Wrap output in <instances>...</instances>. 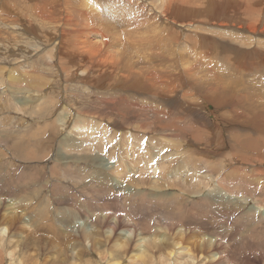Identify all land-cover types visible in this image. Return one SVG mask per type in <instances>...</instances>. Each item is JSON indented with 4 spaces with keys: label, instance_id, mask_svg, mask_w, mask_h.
I'll use <instances>...</instances> for the list:
<instances>
[{
    "label": "rangeland",
    "instance_id": "rangeland-1",
    "mask_svg": "<svg viewBox=\"0 0 264 264\" xmlns=\"http://www.w3.org/2000/svg\"><path fill=\"white\" fill-rule=\"evenodd\" d=\"M243 2L253 4L250 11ZM65 34L67 41L71 36L70 44L62 39ZM58 41L65 55V47L81 51L88 63L67 55L69 59H60L54 54ZM105 58L116 69L97 76L93 66ZM130 69L143 80L151 78L149 85L161 94L149 96L126 86L128 80L122 79ZM158 71L182 73L188 83L173 89L159 82L160 76L152 77ZM91 74L97 84L93 78L85 80ZM118 91L123 94H111ZM184 91L188 94L181 97ZM74 108L81 116H73ZM154 108L162 109L164 119L172 115L182 133L154 142L162 121ZM250 108L264 114V0H0V139L8 148L10 133L14 148L28 146L34 156L23 160L17 151L0 156L5 166L0 190L12 189L9 195L14 192L11 197L17 199L13 215L28 220L24 225L16 217L12 220L5 216L10 210L6 202L0 206V227H6L0 242L12 240L7 252L13 249L14 258L3 253L0 264H163L172 256L173 241L181 243L180 255L169 263L214 264L222 257L220 264H264V220L257 222L250 211L255 203H264V158L260 153L255 160L243 154V148L231 146L233 134L253 130L245 119ZM59 118L63 120L56 121ZM76 119L82 129L72 128ZM141 119L152 124L142 128ZM257 119L264 130V119ZM197 127L200 134L195 133ZM42 142L46 144L38 147ZM259 147L264 151V142ZM58 154L66 157L59 160ZM10 156L15 169L6 162ZM215 161L220 165L213 167ZM218 166L223 175L233 176L224 185L227 194L213 191L209 176ZM118 167L126 173L116 175ZM98 177L107 183V191L87 185ZM160 194L167 196L155 198ZM201 195H206V203ZM59 197H65L64 202ZM100 206L116 222V231L109 236L106 227L98 225L91 239H84L82 228L89 217L83 213ZM31 207L44 211L39 217ZM78 213L82 216L77 218ZM189 216L209 222L210 231L192 225L186 235L181 227L191 224ZM127 224H133L136 233L122 243L125 251L114 249ZM152 225L158 226L159 235L147 232ZM191 234L195 236L186 242ZM25 238L31 244L21 252L14 242ZM151 238L157 247L140 254Z\"/></svg>",
    "mask_w": 264,
    "mask_h": 264
},
{
    "label": "bare ground",
    "instance_id": "bare-ground-1",
    "mask_svg": "<svg viewBox=\"0 0 264 264\" xmlns=\"http://www.w3.org/2000/svg\"><path fill=\"white\" fill-rule=\"evenodd\" d=\"M44 1H46V0H44ZM176 1V0H175ZM242 2V1H241ZM242 4H244L243 5V7H244V10L245 11H250L251 10V5H253V4H250L249 2H247V3H242ZM254 7V6H253ZM252 7V8H253ZM241 9V8H240ZM254 9V8H253ZM252 9V10H253ZM256 9V8H255ZM261 9V8H260ZM242 10V9H241ZM244 11V12H245ZM257 11V10H256ZM246 13V12H245ZM251 13H249V15H250ZM248 16V15H247ZM248 18V17H247ZM250 18H251V16H250ZM250 18H249V20H250ZM257 21H258V18H257ZM249 22V21H248ZM252 22V21H251ZM250 22V24H252ZM247 25H248V23H247ZM186 26V25H185ZM189 26V25H188ZM251 26V25H250ZM256 26V25H255ZM258 26V25H257ZM256 26V27H257ZM249 27V26H248ZM255 27V28H256ZM253 30V29H252ZM254 32V31H253ZM252 32V33H253ZM136 33V32H135ZM147 33V32H146ZM137 34H138V32H137ZM142 34V33H141ZM148 34H150V33H148ZM66 35V37H65V39H64V37H62V39L63 40H66L68 37H67V34H65ZM138 35H140V34H138ZM161 35V34H160ZM133 36V35H132ZM236 36H238V34H236ZM248 36V35H247ZM70 37L71 36H69V39H70ZM73 37V39L75 38L74 36H72ZM77 37V36H76ZM143 37V36H142ZM141 37V38H142ZM145 37V36H144ZM251 37V36H250ZM135 38H136V36H135ZM140 38V37H139ZM147 38V37H146ZM149 38H150V36H149ZM251 38H253V37H251ZM69 39H68V41H67V43L66 44H68V42H69ZM134 39V38H133ZM156 39H158V37L156 38ZM254 39V38H253ZM138 40V39H137ZM252 40V39H251ZM61 41V40H60ZM82 41V40H81ZM85 41V40H84ZM158 41V40H157ZM156 41V42H157ZM159 41H160V39H159ZM158 41V42H159ZM187 41V40H186ZM143 42H144V40H143ZM157 42V43H158ZM139 43V42H138ZM160 43V42H159ZM252 43V42H251ZM64 44V43H63ZM65 44V45H66ZM69 44H70V42H69ZM152 45H153V43H152ZM160 45H162V43L160 44ZM64 46V45H63ZM145 46H147V45H145ZM65 47V46H64ZM64 49V51H65V53H66V55L69 57V58H71V59H74V60H76V61H80L82 64H87L88 63V58L86 57V55L85 54H83V53H81V51H76V50H74V49H69L68 47H65V48H63ZM237 49H240V48H237ZM255 49V48H254ZM250 50V49H249ZM260 50V49H259ZM244 51V50H243ZM245 51H247V50H245ZM248 52H250V51H248ZM256 52V51H255ZM57 53V55H58V57L60 58V59H69L65 54H64V52L61 50V42H57V49H55L54 50V54H56ZM242 53V52H241ZM250 53H252V52H250ZM259 53V52H258ZM247 54L248 53H246V56H247ZM61 55V56H60ZM158 55V54H157ZM232 55V54H231ZM155 56V55H154ZM242 56V55H241ZM244 56V55H243ZM245 56V57H246ZM263 56V55H262ZM113 57H114V55H113ZM250 58V57H249ZM247 59H248V56H247ZM250 59H252V57L250 58ZM249 59V60H250ZM110 60V59H108V58H105V59H101L100 60V64L99 63H97V64H95L94 66H93V68H94V70H95V72L97 73V76H99L101 73H105V72H109V73H113L114 71H115V69H116V67H114L113 65H111V64H109L108 63V61ZM149 60V59H148ZM155 60V59H154ZM248 60V61H249ZM253 61H254V59H252ZM260 60V59H259ZM241 61V60H240ZM251 61V60H250ZM146 62V61H145ZM16 63V62H15ZM242 63V62H241ZM255 63V62H254ZM170 64V63H169ZM256 64V63H255ZM248 66V65H247ZM256 66V65H255ZM260 66H261V64H260ZM170 67V66H169ZM256 68V67H255ZM107 69H111V70H108L107 71ZM86 73H88V71L87 70H85V69H83ZM162 70V69H161ZM196 70V69H195ZM156 71V70H155ZM163 71V70H162ZM162 71H158L159 73H157V72H153L151 75H152V77H158V76H160L161 77V81H159V82H162V83H165V84H167V85H169V86H171V87H173V89L174 88H176L180 83H183V82H185V84H187L188 83V79H186L185 77H184V75L181 73V74H179V76H175V75H171V73L170 72H164V74H162V73H160V72H162ZM152 72V71H151ZM185 73V72H184ZM189 73V72H188ZM139 75H141L140 73L139 74H136V72L135 71H133L132 69H130V70H128L126 73H124V75H123V79L122 80H125V79H127L128 80V83H129V85H126V86H129V87H132V88H134L135 90H137V91H135V90H133L134 92H137L138 93V91H140V92H142V93H146V94H149V96H154V97H156V96H158V94L157 93H159V94H161V91H160V89H157V92H156V90L155 89H153L152 88V83L149 85V81H150V79H145L144 77V80L141 78V76H139ZM150 75V74H149ZM178 75V74H177ZM143 76V75H142ZM188 76V75H187ZM147 77H150V76H148L147 75ZM81 78V77H80ZM84 78H85V80L86 79H88V78H93L94 80H93V82L95 83V84H97V81H96V76L94 75H85L84 76ZM153 79V78H152ZM159 79V78H158ZM187 80V81H185V80ZM149 80V81H148ZM82 81L84 82V80L82 79ZM151 82V81H150ZM156 84V83H155ZM154 83H153V85H155ZM158 84V83H157ZM181 85V84H180ZM154 87H156V86H154ZM157 87H158V85H157ZM111 94H118V96H121V94H123V92H121V91H118L117 93H111ZM183 94V96H181V97H184V96H186L188 93L187 92H183L182 93ZM181 95V94H180ZM179 95V96H180ZM117 96V95H116ZM110 97V100H111V96H109ZM123 98V97H122ZM136 98V97H135ZM114 100H116V99H114ZM145 100L146 99H142V101H144L145 102ZM108 101V100H107ZM129 101V100H128ZM138 101H141V100H138ZM108 102H110V101H108ZM114 102V101H113ZM116 102V101H115ZM130 102H132V101H130ZM140 103V102H139ZM146 103V102H145ZM144 103V104H145ZM65 104H67V103H65ZM147 105V104H146ZM146 105H145V107H146ZM154 105V104H153ZM70 106V105H69ZM152 106V105H151ZM150 106V107H151ZM156 106V105H155ZM130 107H132V106H130ZM134 107V106H133ZM136 107V106H135ZM134 107V108H135ZM140 107H141V105H140ZM143 107V106H142ZM157 107V106H156ZM182 107V106H181ZM65 108H67V106H65ZM70 108V107H69ZM146 108H148V107H146ZM152 108V107H151ZM158 108V107H157ZM116 109V108H115ZM131 109V108H130ZM141 109V108H140ZM144 109V108H143ZM143 109H141V110H143ZM139 110V109H138ZM140 110V111H141ZM148 110V109H147ZM160 110V109H159ZM256 110V109H255ZM62 111H65V114H67V109H64L63 108V110ZM60 112L61 114L63 113V112ZM74 114H73V116L75 117V118H77L78 117V115L79 116H81V114L79 113L81 110H77L76 108H74ZM134 111V110H133ZM154 111L157 113V114H159V115H161V118H162V121H161V124H158L159 126L158 127H156V128H160L161 129V131L160 132H158V134L155 136L157 139H153V141L155 142L156 140H158V138H163V139H168V140H171L172 139V137H176L177 136V132L178 133H182L178 128H176V124L177 123H175V122H177V121H175V122H173V120H172V115H167V118L166 119H164L163 117H162V115H163V112H162V109L160 110V111H158L157 109H155L154 108ZM69 112V111H68ZM135 112V111H134ZM138 112V111H137ZM145 112V111H144ZM148 112V111H147ZM65 114H64V116H65ZM150 114V113H149ZM188 114V113H187ZM153 115V114H152ZM151 115V116H152ZM248 115H250V116H248ZM146 116V115H145ZM156 116V115H155ZM175 117V116H174ZM263 118L264 119V114H260V112H256V111H254V109L253 108H250V110H249V114H245V119H247V122L250 124V125H248L249 127H251L252 125H253V130L252 131H250V133L249 132H244V134H243V136H241V135H239L238 133H235V134H233V143L231 144V146H238L239 148H243V151L242 150H240L243 154H250V155H252V157H255V160H256V158H258V154H260V153H262V157H260V158H264V151H263V149H262V151L260 150V142L262 143V142H264V130H262L261 128H259V126L257 125V123H255V120L257 119V118ZM145 118V117H144ZM177 118V117H176ZM183 118V117H182ZM154 119V118H153ZM156 119L158 120V115L156 116ZM174 119V118H173ZM235 119V118H234ZM63 120V118H59V119H56V121H62ZM159 120H161V119H159ZM176 120H179L180 122H183L184 121V119H180V118H177ZM258 120V119H257ZM256 120V121H257ZM141 123H142V128H144V127H146L147 126V124H149V125H151L152 124V122L151 121H148L147 119L145 120V119H141ZM263 121V120H262ZM154 122H155V120H154ZM147 123V124H146ZM157 123V122H156ZM264 123V122H263ZM183 126H184V128H189L185 123H183ZM191 127V126H190ZM263 127V126H262ZM72 128H74V129H77V128H79V129H82L83 128V125H82V122L80 121V119H76V120H74V123H73V125H72ZM203 129V128H202ZM244 129V128H243ZM166 130H168V133H167V135L166 136H164V131H166ZM200 130L201 129H199L198 127H197V129L195 130V133H199L200 134ZM176 131V132H175ZM203 131V130H202ZM253 135V136H252ZM127 137L129 136L128 134L126 135ZM140 140V139H139ZM159 140H161V139H159ZM232 140V139H231ZM152 141V140H151ZM47 142V141H46ZM46 142H42L38 147H43L45 144H46ZM232 142V141H231ZM62 145H65L63 142L61 143ZM163 144V143H162ZM162 144H160V145H162ZM185 144V143H184ZM14 145H16V142H14V140H13V137L11 136V134L9 133V140H8V148H7V146H5L4 144H2L1 143V139H0V156H2L3 154H2V152H7V151H17V154L18 155H20V157L23 159V160H26V159H29V158H32V157H34L33 155H31V154H29V151H27V149H28V146H23V145H20V146H17V147H15L14 148ZM66 145H69L68 143H66ZM185 146H187V145H185ZM163 146H161L160 148H162ZM229 147V146H228ZM237 147V148H238ZM20 148V149H19ZM30 148V147H29ZM237 148H235V150L237 151L238 149ZM44 149V148H43ZM207 149H208V147H207ZM261 151H259V150ZM157 151V150H156ZM155 151V154L156 155H158L159 153H157ZM186 151V150H185ZM35 152V151H34ZM235 152V151H234ZM237 153V152H236ZM188 155V153H184L183 154V157L184 156H187ZM189 155H190V152H189ZM240 155V154H239ZM239 155H238V157H237V159L239 158ZM14 156H15V152H14ZM247 156V155H246ZM57 159H59V160H63L66 156H63L62 157V159H61V154H58L57 155ZM188 157V156H187ZM251 157V158H252ZM233 158V157H232ZM236 158V157H235ZM234 158V159H235ZM11 159V156L9 157V158H7V160H6V162H7V164H8V166L10 167V166H12V168L13 169H15V165H13V162H12V160H10ZM259 159V158H258ZM122 161V160H121ZM233 161V160H232ZM243 161V160H242ZM261 162L262 161H264V159H261L260 160ZM15 162V161H14ZM123 162V164H124V160L122 161ZM216 162V161H215ZM251 162V161H250ZM2 162L0 161V164H1ZM217 163H219L218 161L214 164L213 163V167L217 164ZM238 163H239V161H238ZM243 163H245L244 161H243ZM256 163V162H255ZM117 164H118V162H117ZM217 165H220V164H217ZM259 165V164H258ZM109 166V165H108ZM205 166H207V167H209V165H205ZM104 167L105 168H107V165L106 164H104ZM126 167V166H125ZM128 167H129V165H128ZM222 167V166H221ZM114 168V167H113ZM220 168V166H218V167H215V169H213V170H211V174H210V176H209V178H212L213 179V181H214V184H215V186L213 187V191H215V192H217V193H219V192H222V193H225V194H227L228 192L225 190V189H227V187H225L224 185H227V180H228V178H230V180H231V178L233 177H230V175L228 174V175H223V171H220L221 170V168ZM234 168V167H233ZM243 168V167H242ZM245 168V167H244ZM262 168V167H261ZM133 169V168H132ZM136 169V168H135ZM224 169V168H223ZM237 169H239V168H237ZM240 169H241V167H240ZM4 170H5V166L3 167L2 165H0V175L1 176H3L4 175ZM235 170V169H234ZM116 171H117V174L116 175H118L119 173H126V171L125 170H123V169H121L120 167H118L117 169H116ZM115 171V172H116ZM224 171H226V170H224ZM20 173V172H19ZM231 173V172H230ZM173 174H174V172H173ZM170 175V174H169ZM168 175V176H169ZM231 175H232V173H231ZM234 175V174H233ZM119 176V175H118ZM246 176V175H245ZM97 177V176H96ZM169 177H172V174L169 176ZM106 178V177H105ZM110 178H111V176H110ZM256 178V177H255ZM254 178V179H255ZM233 179V178H232ZM261 179V178H260ZM101 180V179H100ZM98 181V182H97ZM256 181V180H255ZM254 181V183H256ZM97 182V183H96ZM246 182V181H245ZM248 182H250V180L248 181ZM261 182V181H260ZM240 183V182H239ZM241 183H242V181H241ZM107 183H102V182H100L99 181V177L98 178H93V180H90L89 182H87V185H89L93 190H95V191H100V192H105V191H107V189H108V187H107V185H106ZM112 184V183H111ZM117 184V183H116ZM264 184V183H263ZM237 185V184H236ZM249 185H252L251 184V182H250V184ZM256 185V184H255ZM26 187H27V184L25 185ZM228 186V185H227ZM234 186V185H233ZM254 186V185H253ZM263 186V185H262ZM261 186V187H262ZM1 187H2V185H1ZM239 187V186H238ZM3 188V187H2ZM7 188V187H6ZM112 188H113V190L114 191H117V188L115 187V186H113L112 185ZM124 188V187H123ZM9 189H1L0 190V206L4 203V202H6V204H7V206H8V208L7 209H10L8 212L6 211V213H7V215H5V216H7V217H9V218H11L12 220L13 219H15V215H13V214H15L16 213V209L14 208L15 206L14 205H16L17 204V199H14V198H12L11 196H14L15 195V193L13 192L12 194L13 195H9L10 194V192H12V189L10 190V192L8 191ZM111 190V189H110ZM112 190V191H113ZM109 192V191H108ZM197 192V191H196ZM221 193V194H222ZM132 194V193H131ZM220 194V193H219ZM209 195V194H208ZM213 195V194H212ZM212 195H210V196H212ZM242 195V194H241ZM240 195V196H241ZM166 194H160V195H156L155 196V198H159V199H162V198H166ZM203 198L201 199L202 201H203V203L205 202V201H207V199H205L206 198V195L205 196H203V195H201ZM209 196V197H210ZM215 196V195H214ZM218 196V195H217ZM227 196V195H226ZM243 196H245V195H243ZM243 196H241V197H243ZM228 197V196H227ZM215 198V197H214ZM221 198H222V195H221ZM231 198V197H230ZM238 198H239V195H238ZM59 199H60V201L61 202H64V200H65V197L63 198V197H59ZM222 199H224V198H222ZM227 199V202H228V198H226ZM245 199H246V197H245ZM244 199V200H245ZM23 199H20V200H18V201H22ZM200 200V199H199ZM212 200H214V199H212ZM225 200V199H224ZM201 201V202H202ZM219 202L218 200H215V202ZM246 201V200H245ZM40 202L38 201V204H39ZM206 203V202H205ZM234 203V202H233ZM96 205H97V203H95ZM201 205H202V203H200ZM237 204V203H236ZM263 204L264 203H255V205L254 206H252L251 207V209H250V211H252L253 213L255 212V214H256V220H257V222H261V220H264V207H263ZM200 205V206H201ZM219 205V204H218ZM228 205H230V204H228ZM244 205V204H243ZM5 206V205H4ZM10 206V207H9ZM88 206H89V204H88ZM91 206V205H90ZM212 206V205H211ZM213 206H215V205H213ZM241 206V205H240ZM217 207H220V205L219 206H217ZM232 207V206H231ZM234 207V206H233ZM236 207V206H235ZM244 207V206H243ZM16 208H17V206H16ZM89 207H87V209H88ZM93 208V207H92ZM238 208V207H237ZM242 208V207H241ZM250 208V207H249ZM31 210L33 209V211H37V209H36V207H31L30 208ZM102 209H103V206H100V207H97V208H93V209H91V211H89L88 213H83V216H84V218L86 217L87 219H88V217H89V219H88V221H89V224H85L84 223V227L82 228V233H83V235H82V237H84V239H91V237H92V234H94V231H95V229H96V227H98V225H100V226H105L106 228L104 229V232L105 233H107V234H109V236H111V235H113V233L116 231V227H117V225H116V222H114V221H111L109 218H108V214L107 213H102ZM90 210V209H89ZM236 210V209H235ZM238 210H239V208H238ZM42 211H44V209L42 210ZM42 211H37V213L39 214V217H40V215H41V213H42ZM250 211H248L247 212V216L248 217H250ZM9 212H12L11 214H9ZM221 212V211H220ZM5 213V214H6ZM222 213H225V212H222ZM227 213V212H226ZM252 213V214H253ZM242 214V213H241ZM226 215V214H225ZM244 215V214H243ZM79 216H82V213H78V215H77V218L79 217ZM38 216L36 217V221H38V218H39ZM234 217V216H233ZM243 217V216H242ZM30 218H32V214L30 215ZM246 218V217H245ZM16 219L17 220H19L20 222H22V225H24V224H26L27 222H28V220L26 219V217H24V216H20V217H16ZM53 219H57V216H54L53 217ZM244 219V218H243ZM251 219V218H250ZM85 220V219H84ZM83 220V221H84ZM253 220V219H252ZM62 221H63V219L61 218L60 219V222L62 223ZM87 221V222H88ZM116 221V220H115ZM189 221H190V223L191 224H189V223H186V224H183V227H181L183 230H184V232H186V235L189 233V231H191V228L192 227H198V228H200V227H202V231H203V229H205V230H209V227H211V224L209 223V222H207V221H202V219H194L192 216H189ZM246 221V220H245ZM85 222V221H84ZM99 222V223H98ZM242 223V222H241ZM63 225V224H62ZM133 224H127V226H126V228L125 229H122L121 231H123V233H121L118 237H117V241L115 242V248L114 249H121V250H123V251H125V245L124 244H122V243H124L129 237V233L130 234H135L136 233V230L133 228V226H132ZM193 225V226H192ZM192 226V227H191ZM45 226L42 224V226H41V228L40 229H42V228H44ZM90 227H92L93 228V231L91 232V231H88L87 229H90ZM253 227V226H252ZM152 228H153V230H150V231H147V232H150V233H157V229H158V226L157 225H152ZM229 228V227H228ZM237 228V227H236ZM211 229V228H210ZM232 229V228H231ZM186 230V231H185ZM193 230V229H192ZM196 230H198V229H196ZM200 230V229H199ZM199 230H198V232H199ZM204 230V231H205ZM207 230V231H208ZM212 230V229H211ZM214 230V229H213ZM156 231V232H155ZM162 231V230H161ZM164 231V230H163ZM162 231V232H163ZM170 232H171V230H169ZM210 231V230H209ZM208 231V232H209ZM223 232H225L224 231V229L222 230ZM165 232V231H164ZM167 232V231H166ZM197 232V233H198ZM206 232V231H205ZM219 233H221L220 231H218ZM232 232V231H231ZM230 232V233H231ZM239 232V231H238ZM5 233H6V227H4V226H2V227H0V236H4L5 235ZM149 233V234H150ZM172 233V232H171ZM191 233H192V231H191ZM194 233V232H193ZM196 233V232H195ZM196 233V234H197ZM204 232H202V234H203ZM207 233V232H206ZM233 233V232H232ZM97 234V233H96ZM145 234V233H144ZM148 234V233H147ZM158 234V233H157ZM159 234H160V232H159ZM158 234V235H159ZM168 234V233H167ZM225 234H227V233H225ZM175 235V234H174ZM192 235L193 236H195L194 234H191V236H189L188 238H187V241L186 242H189L188 240H189V238L190 237H192ZM228 235V234H227ZM226 235V236H227ZM142 236V235H141ZM144 236V235H143ZM150 237H152V235H149ZM170 236H171V234H170ZM211 236V235H210ZM223 236H224V238L226 237L225 235H223L222 234V238H223ZM201 237V236H200ZM231 237V236H230ZM166 238V237H165ZM164 238V239H165ZM171 238H172V236H171ZM176 238V237H175ZM180 238V237H179ZM185 238V237H184ZM194 238V237H193ZM215 238V237H214ZM227 238H228V236H227ZM170 239V238H169ZM213 239V238H212ZM226 239V238H225ZM175 240V239H174ZM184 240V239H183ZM213 240H215V239H213ZM216 240H217V238H216ZM218 240H219V238H218ZM210 241H211V238H210ZM165 242V241H164ZM15 244V248H17V246H19V250H21V252H24V251H26L28 248H29V246H30V244H31V241L29 242V241H27L26 240V238L25 239H16L15 240V242H14ZM146 243V242H145ZM9 244H12V240H10V239H1V242H0V262L2 261V259H3V253L5 254V255H9V257H10V260H13L14 258H12L11 257V254H12V251H13V249L12 250H8V252H7V247H9ZM22 244H24V245H22ZM127 244V243H126ZM140 244V243H139ZM142 244V243H141ZM157 244H158V242L156 243V240H154V239H149L148 241H147V243L145 244V245H143L144 246V248L143 249H140V254H145L146 252H147V250L149 249V247H157ZM166 244V243H165ZM179 244H181L180 242H178V241H173L172 242V250H173V252H172V250H170L169 251V255L172 253V256H171V258H169V256H168V258H166V260L163 262V264H176L175 263V261H171L170 263H169V261L172 259V257L173 258H176V257H178V255H180V252L178 251L179 249H180V246H179ZM209 244H211V243H209ZM160 245L161 246H163V244H161L160 243ZM182 245H184V244H182ZM211 245H213V244H211ZM218 245L219 244H217V246H215L214 248H213V250H215V254H217L218 253ZM166 247H167V245H165ZM222 246V245H221ZM128 247V246H127ZM179 247V248H178ZM220 248V247H219ZM227 247H225V249H226ZM167 249H168V247H167ZM170 249V248H169ZM183 249V248H182ZM209 249V248H208ZM16 250V249H15ZM166 250V249H165ZM184 250H186V255L187 254H190L191 253V248H189L188 246H184ZM212 250V249H211ZM222 250V249H221ZM152 251V250H151ZM153 252V251H152ZM154 253V252H153ZM157 253V252H156ZM213 253V254H214ZM224 253V252H223ZM102 254V253H101ZM13 255V254H12ZM142 255V256H143ZM147 255V254H146ZM164 254H162V256H163ZM184 253H183V255H182V257H184ZM223 255V254H222ZM150 256V255H149ZM165 256V255H164ZM216 256V255H215ZM219 256H221V255H219ZM147 257V256H146ZM181 257V258H182ZM101 258H103V255H101ZM113 258V257H112ZM112 258H110L109 259V261L112 259ZM156 258H158V256L156 257ZM220 258V257H219ZM224 258V257H223ZM226 258V257H225ZM146 259V258H145ZM31 260H33V258H31ZM36 261V260H35ZM156 262L158 261L159 262V260H155ZM221 261H224V260H222V257L220 258V260H216L215 262H214V264H220V262ZM226 261V260H225ZM116 262V261H115ZM53 263H55L54 262V260H53ZM114 263V262H113ZM150 263V262H149ZM202 263V262H201ZM201 263H199V264H201ZM225 263V262H224ZM223 263V264H224ZM228 263V262H227ZM180 264V263H179ZM191 264V263H190ZM197 264V263H196ZM222 264V263H221Z\"/></svg>",
    "mask_w": 264,
    "mask_h": 264
}]
</instances>
